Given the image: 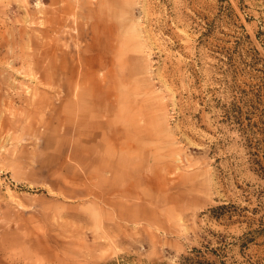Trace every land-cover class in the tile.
<instances>
[{
  "label": "rangeland",
  "instance_id": "374dc122",
  "mask_svg": "<svg viewBox=\"0 0 264 264\" xmlns=\"http://www.w3.org/2000/svg\"><path fill=\"white\" fill-rule=\"evenodd\" d=\"M195 254L264 264V0H0V264Z\"/></svg>",
  "mask_w": 264,
  "mask_h": 264
},
{
  "label": "trees",
  "instance_id": "16d2710c",
  "mask_svg": "<svg viewBox=\"0 0 264 264\" xmlns=\"http://www.w3.org/2000/svg\"><path fill=\"white\" fill-rule=\"evenodd\" d=\"M195 252L198 250L194 249ZM199 252V251H198ZM198 254L195 255H186L184 256L183 264H201L200 260H198Z\"/></svg>",
  "mask_w": 264,
  "mask_h": 264
},
{
  "label": "bare ground",
  "instance_id": "6f19581e",
  "mask_svg": "<svg viewBox=\"0 0 264 264\" xmlns=\"http://www.w3.org/2000/svg\"><path fill=\"white\" fill-rule=\"evenodd\" d=\"M63 258V257H62ZM66 262V261H65Z\"/></svg>",
  "mask_w": 264,
  "mask_h": 264
}]
</instances>
